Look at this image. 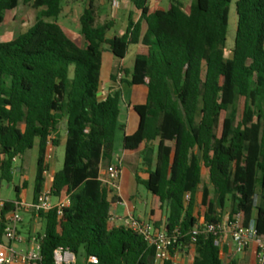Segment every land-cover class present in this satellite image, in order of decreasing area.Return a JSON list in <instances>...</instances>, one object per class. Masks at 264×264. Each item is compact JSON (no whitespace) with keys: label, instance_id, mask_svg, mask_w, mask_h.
<instances>
[{"label":"trees","instance_id":"obj_1","mask_svg":"<svg viewBox=\"0 0 264 264\" xmlns=\"http://www.w3.org/2000/svg\"><path fill=\"white\" fill-rule=\"evenodd\" d=\"M63 1L0 0V24L5 11L39 10L31 28L0 42L1 181L12 182L13 159L26 164L37 142V197L47 138L53 144L55 134L65 132L52 196L69 205L61 216L56 208L38 213L45 228L37 239L40 260L32 264H54L56 249L74 256L82 249L85 264L89 257L97 264L155 263L153 249L141 236L111 225L114 200L107 201L108 190L99 180L123 130L120 91L98 98L102 53L123 59L128 47L139 43L142 23L140 52L131 70L120 68L119 73L128 77L121 83L143 86L147 95L143 105L133 107L137 129L122 137L121 149L141 150L147 166L154 156L147 179L135 178L152 196L149 213L158 215L152 226L156 231L177 228L185 235L198 222L218 223L230 201L228 214H238L242 227L253 223L264 238V0H235L229 56L224 46L234 0H192L188 9L170 0L166 10L152 13L147 0H131L139 20L129 19L125 32L111 38L106 35L113 21L98 23L93 0H88L78 18L80 44L58 24ZM238 98L243 103L237 119ZM153 142L155 149L149 145ZM185 194L190 195L186 203ZM11 209L6 202L4 212ZM2 238L0 225L4 244ZM180 243L188 248V236ZM191 264H222L212 236H198Z\"/></svg>","mask_w":264,"mask_h":264},{"label":"crops","instance_id":"obj_2","mask_svg":"<svg viewBox=\"0 0 264 264\" xmlns=\"http://www.w3.org/2000/svg\"><path fill=\"white\" fill-rule=\"evenodd\" d=\"M86 3L88 0H84ZM115 1V0H113ZM111 1V10L109 11V14L112 15L113 18H116L117 23L113 24V26H119L120 30L118 34H111V36H107V38H111L113 36H121L128 25V20L130 19L134 23H136L140 18V12L137 11L133 4L131 3V0H128L122 5H119L116 3L117 6H113ZM170 2V0H169ZM182 3V0H180ZM169 4V3H168ZM183 4V3H182ZM100 5V4H99ZM93 6L97 8V5H95L93 0ZM168 6V5H167ZM167 6L163 8L161 6V0H147V8L150 13L155 11H164L166 10ZM189 8V7H188ZM186 8V9H188ZM39 10H35L31 7H21L19 10V14L17 11H5L3 13V21L0 24V42L4 40H13L15 39L19 34L24 33L29 28H31L35 22V18L37 16ZM17 13V15H16ZM71 10H68L67 12H64L61 10V13L58 17V24H60L68 37H70L74 42L78 43V40L81 41V37L79 34L75 33L73 30H71L68 27V22L71 15ZM81 15V14H80ZM113 28V27H112ZM111 28V29H112ZM77 29H79V25L77 23ZM146 31V25L144 23L141 24V37L139 40V43L137 45H131L134 47V56L140 52L141 49V38L145 34ZM110 32V31H109ZM129 49V47H128ZM128 52V50H127ZM126 55L123 57V59H116L114 58L108 51L104 50L102 53V61H101V71H100V88L98 92V98L99 99H105L111 92L114 90H119L121 93V102L119 106V116H118V124L123 127V130L119 132L115 138L114 144H113V158L110 162V165L118 167L119 170V179H118V186L119 190L114 191L111 189L108 190L107 193V201L111 202L114 200L109 209V215H110V223L112 226L118 227L123 226L124 219L129 216L128 213L134 218L133 211L126 209V213L124 214L123 218H119L116 215V206L122 204L125 202L127 198L132 199L134 195L130 193L129 187L130 177L133 179L135 184H138L136 182V177L140 181H145L148 177V172L152 171L155 166V160L154 156H152V162L150 166H147L143 163V157L141 154V150L135 153H129L124 152L121 149V140L123 136H129L132 135L138 125V118L136 114L133 111L134 106L143 105L146 100L147 90L143 86H128L125 83H121V80L117 78V75L119 73V69L123 68L127 71L131 70L133 58L130 61L129 64L126 63ZM114 78V79H113ZM125 80H128V77L125 75L122 77ZM64 128V124H62V130ZM54 142L51 144V154L52 158L50 161V170L53 164L54 156L56 153V148H63L65 144V132L62 131L60 133L55 134L54 136ZM157 142L150 143L149 145L155 149ZM47 150V149H46ZM116 160V162H114ZM37 161H38V143L34 145L33 149L30 151L29 158L26 164L20 165L19 159L15 158L13 161V168H14V175H16L19 178V184L18 186L13 187V192L15 199L14 200H6L2 199L4 202H13V201H19L23 204L30 205L32 204L36 196L34 194V182H35V176H36V170H37ZM108 166H103L100 177L105 175V170ZM52 175L56 173L54 170H51ZM205 172H202V184L207 183V177ZM133 186V185H132ZM134 187V186H133ZM201 188V187H200ZM15 189L18 190V193H15ZM200 201V195L197 196L196 202ZM257 203V198L255 199ZM57 200L53 199V203H56ZM229 212V210L224 209L222 211V215H226ZM22 214H27L29 216L28 223H24L23 216H22V222L17 226V231L20 235H22L26 240L36 239L35 237H31V224L34 223L37 219V215L31 214L27 211L22 212ZM158 215L155 213L153 216H149L146 220H137L150 223L152 225V221L157 219ZM164 221V218H162V222ZM25 233V234H24ZM4 238H2L3 240ZM4 243V241H3ZM1 246L5 247L6 249H9L12 247L13 251L9 252L8 254L12 257L15 255H22L24 252L25 247L22 246H16L14 244H1ZM220 252V258L223 262H227V264H230L231 262L235 264H255V249L253 246H250L245 250V252L235 257L232 260H229L230 258V249H229V242L227 241L223 249ZM177 264H191L194 257V248L188 247L183 252H180L177 254ZM12 264H27L21 260H19L16 263Z\"/></svg>","mask_w":264,"mask_h":264},{"label":"built area","instance_id":"obj_3","mask_svg":"<svg viewBox=\"0 0 264 264\" xmlns=\"http://www.w3.org/2000/svg\"><path fill=\"white\" fill-rule=\"evenodd\" d=\"M112 5L116 6V2L113 1ZM121 77L122 74L118 73L117 78L120 79ZM50 148L51 137L47 138V150H45L42 160L41 176L43 183L41 191L35 201L30 205L23 204L17 200L9 202L12 209L8 212H4V205L6 202L0 198V225H2L3 238L8 239L10 242L9 244L25 247L22 255L11 257L8 253L13 251L12 247L9 245V249H6L0 245V264H12L19 260L27 264H32L40 260L38 240H26L17 231V226L22 222V212L31 209L35 215H38L39 212H48L56 208L57 215L61 216V210L69 205L67 199L53 203V175L49 166L52 158ZM118 179V167L113 165L106 168L104 176H99L102 185L114 191L119 190L117 183ZM2 183L0 179V189ZM189 198L190 195L185 194L184 202H188ZM123 226L141 236L147 246L153 249L154 264H177V254L185 250L181 247L180 240L188 236L189 247L194 248L197 238L200 235L212 236L214 246H216L219 251L223 249L224 244L228 241L230 249L229 260L242 255L247 248L253 246L255 249V264H264V238L258 235L253 223L247 227L240 226L238 214L232 217L228 213L222 215L218 223L198 222L185 235L177 228L171 231H156L150 223L139 221L130 215L124 219ZM53 259L54 264H73L75 256L68 251L56 249L53 253ZM87 264H97V259L95 257H89L87 259ZM222 264H227V262H223Z\"/></svg>","mask_w":264,"mask_h":264},{"label":"rangeland","instance_id":"obj_4","mask_svg":"<svg viewBox=\"0 0 264 264\" xmlns=\"http://www.w3.org/2000/svg\"><path fill=\"white\" fill-rule=\"evenodd\" d=\"M111 1L113 0H94L95 5H97L96 11H97V22L98 23H104L108 21H113V24L117 23L116 18H113L112 15L109 14V11L111 10ZM128 0H115L116 3L119 5L124 4ZM192 0H182L183 5L185 8H188ZM234 2H232L230 6V12H229V25H228V33L226 38V43L224 46L225 50V56H229L234 43V36L236 31V22L237 17L235 13L234 8ZM169 3V0H161V6L165 8ZM100 4V5H99ZM86 2L84 0H64L62 5V10L64 12H67L68 10H71L70 19L68 22V27L73 30L75 33L79 34V29H77V23L78 18L80 14L82 13L83 9L85 8ZM117 6V5H116ZM119 26H113V28L110 30V32L107 33V36H111V34H118L119 33ZM81 41L78 40V44H80ZM134 53V47L129 46L127 57H126V63L129 64L130 61L133 58ZM242 99L238 98L235 102V110L237 113V119L239 118L242 110ZM63 157H64V149L63 148H56V153L54 156V162L52 164L51 170H54L55 172H58L62 168L63 164ZM116 162V160H114ZM203 178H206L203 176ZM130 193L134 195L132 199L127 198L125 202L122 204L116 206V215L119 218H123L124 214L126 213V209L133 211L134 219L139 218V220H146L149 216V211L152 208V196L146 191L145 187L141 184H135L133 179L130 177ZM19 184V178L15 175L12 179V182L10 184H7L6 182H3L0 189V198L6 199V200H14V192L13 187L18 186ZM134 187H133V186ZM54 199V198H53ZM230 201H228L225 205L224 209L229 210L230 209ZM128 215H130L128 213ZM24 223H28L29 216L27 214H22ZM131 216V215H130ZM45 224L44 221L41 219H37L34 223L31 224V237H35L38 239L40 236L44 233ZM25 234V233H24ZM22 248V246H21ZM73 264H85L84 263V252L82 249H80L75 256V261ZM244 264V263H241Z\"/></svg>","mask_w":264,"mask_h":264},{"label":"water","instance_id":"obj_5","mask_svg":"<svg viewBox=\"0 0 264 264\" xmlns=\"http://www.w3.org/2000/svg\"><path fill=\"white\" fill-rule=\"evenodd\" d=\"M3 241H4V243H6V244H9V243H10L8 239H3Z\"/></svg>","mask_w":264,"mask_h":264}]
</instances>
